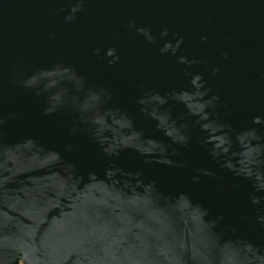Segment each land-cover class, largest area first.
<instances>
[{"label": "water", "instance_id": "water-1", "mask_svg": "<svg viewBox=\"0 0 264 264\" xmlns=\"http://www.w3.org/2000/svg\"><path fill=\"white\" fill-rule=\"evenodd\" d=\"M77 2L0 0V264H154L149 259L154 251L167 254L178 245L194 255L210 251L211 264H264V228L256 220L264 215V201L251 203L250 182L208 155L205 134L183 103L168 99L154 110L158 101L144 97L153 119L136 103L145 92L192 93L190 80L199 74L200 91L209 90L203 99L219 97L207 109L211 119L231 126L229 163L264 185V0H82L72 13ZM69 15L71 21L65 19ZM137 28L146 29L155 42ZM165 28L168 34L161 36ZM181 38L175 54L160 52L165 42ZM108 49L119 57L113 66ZM181 56L188 63H178ZM88 88L106 89L111 100L96 99ZM185 103L197 109L194 97ZM64 105L43 115L46 107ZM168 112L177 125L188 126L187 147L173 145L180 153L173 159L186 166L145 164L131 149L121 151L117 164L125 172L142 171L145 181L155 180L166 195L186 193L211 218L222 215V242L200 229L182 201L161 207L148 189L122 197L103 182L84 187L86 177L76 187L68 171L50 163V154L40 147L60 152L81 174L95 171L103 179L108 161L99 145L83 131L69 133L74 124L87 127L77 116L91 121L97 139L110 149L133 145L152 151L153 144L139 141L138 130L170 144L156 127L159 121L175 135ZM254 118L262 123L254 124ZM207 128L209 141L219 143L212 126ZM248 128L262 140L254 143L249 135L237 140L236 133ZM68 144L73 151H64ZM194 169L215 177L201 176L194 183Z\"/></svg>", "mask_w": 264, "mask_h": 264}, {"label": "clouds", "instance_id": "clouds-1", "mask_svg": "<svg viewBox=\"0 0 264 264\" xmlns=\"http://www.w3.org/2000/svg\"><path fill=\"white\" fill-rule=\"evenodd\" d=\"M81 3L82 0H78L76 5L71 9V12L75 13L79 11ZM73 18L74 17L72 15L65 17L67 21H71ZM129 27L132 28L135 26L129 25ZM136 31L143 34L150 42H155L153 37L149 35L146 29L137 28ZM167 34L168 30L166 28L162 30L161 36H166ZM202 39H206V37H202ZM181 42L182 38L178 39L175 44L165 42L160 48V52L166 53L170 51L171 53L175 54ZM96 52L98 53L99 49H97ZM106 55L112 57V59L108 61L109 66H113L119 60V57L115 55V49H108ZM177 62L188 63L186 58L183 56L178 57ZM218 71L219 69H213L214 73ZM79 80L82 85L83 78L79 77ZM201 81L202 77L199 74L192 76L190 83L192 86L194 84V88L196 89V91L192 93L181 90L180 92H172L165 96H161L158 93L145 92L136 100V103L140 106L139 111L142 115L146 116L149 119L154 118L149 109L144 106V97H152L154 100L158 101L159 107L154 110H160V108H162L168 102V99L183 103L188 110V114L190 116L196 117L195 123L199 125L200 132L205 134L203 136L202 143L206 147L208 155L214 161H217L220 168L227 169L233 174L234 177L249 181L252 188V192L249 194L251 203L253 205H259L261 204V201H264V195L257 196L255 193H264V185H257L253 176L244 175L237 169V167L229 163V157L231 155L233 142L230 135L231 126L219 124L215 120L211 119V113L207 111V109L214 108L215 104L213 102L219 100V97L212 96L210 99L204 100L203 97L209 90L205 89L204 91H200V89L203 87ZM87 91H91L96 99H103L105 103H107L108 100H111V93H109L106 89L101 88L99 90H96L93 88H88ZM37 95H39V93H37ZM192 97H194L198 102L196 110H193L188 103H185L186 99ZM72 99L74 101L75 98ZM65 106L67 105L58 107L56 109L46 107L43 110V115H52L53 113L63 109ZM72 109L73 111L78 112V109L76 108L74 102L72 104ZM114 110L117 112L121 111V109L119 108H115ZM125 115H127V113H125ZM76 119L80 124L86 125L87 127L81 130L74 124L73 127L69 129V133L71 135H76L80 131L86 133L93 143L99 145L102 155L108 161V166L103 171V179H101L95 171H88L86 174H81L76 164L66 160L60 154V152L54 149H46L43 145H40L43 151H46L50 154V163L59 166V168H61L62 170L68 171L69 182L71 184H74L77 187V185L84 181L86 177L87 179L83 185L84 187H87L92 183L103 182L110 190L119 193L122 197H128L132 195L133 191H135L136 194L143 195L145 193V189H148L150 198L161 207L175 204L178 200L182 201L187 211L195 213L196 219L198 221V226L209 238H215L221 242L225 239L224 231L222 228H220V221L223 220L222 215H217L215 218H211L209 210L200 203H194L186 193L177 192L175 195H166L157 187V183L155 180L145 181L142 171L138 170L135 172H125L117 164V158L120 156L121 151L125 149H131L138 153L141 157H144L143 162L145 164L157 163L169 167H185V162L174 160L173 157L180 155L179 148H184L188 145L190 137L186 134L188 127L186 124L181 123L177 125L176 120L172 119L170 112H168V123L169 126L175 130V135L160 128L159 121H157L156 127L157 130L161 131L163 135L170 141V144H165L160 140L148 137L142 130H138L139 141L141 143L150 142L151 144H153L154 150L141 151L139 148H136L133 145H125V148L123 149L118 148L113 150L109 148L108 144L102 143L97 139L91 121H89L82 115H78ZM253 123L261 124L262 119L254 118ZM3 124L4 121L0 119V128L3 127ZM208 125H211L215 130L212 135L220 137L219 143L209 141L207 128ZM225 129H228V131H225ZM244 135H249L254 143L260 142L262 140L261 135L256 131L255 128H248L241 132H237L235 137L237 138V140H239V138ZM27 140L31 141L33 144L38 143L35 138H27ZM173 145H178L179 148L173 147ZM73 148L74 145L68 144L64 146V151L71 152L73 151ZM260 160L264 162V154L261 155ZM193 171L194 173H196L195 175L191 176V180L194 183H199L201 176L215 177V173L207 169H194ZM118 175L119 177H126V179L121 182L118 179ZM233 187L238 189L240 185L234 184ZM53 220H55V218H53ZM256 220L261 225V227L264 228V215H257ZM113 256H115V253L113 254ZM149 259L154 262V264H211L212 256L210 254V251L208 250L202 251L199 255H194L188 250L186 246L178 245L169 250L167 254H160L158 251H154ZM77 264H79V262H77Z\"/></svg>", "mask_w": 264, "mask_h": 264}]
</instances>
